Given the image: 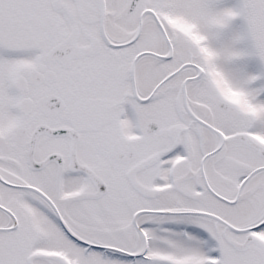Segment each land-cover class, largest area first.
Wrapping results in <instances>:
<instances>
[{
    "label": "snow or ice",
    "instance_id": "obj_1",
    "mask_svg": "<svg viewBox=\"0 0 264 264\" xmlns=\"http://www.w3.org/2000/svg\"><path fill=\"white\" fill-rule=\"evenodd\" d=\"M0 264H264V0H0Z\"/></svg>",
    "mask_w": 264,
    "mask_h": 264
}]
</instances>
